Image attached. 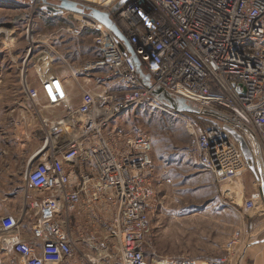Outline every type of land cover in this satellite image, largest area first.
I'll return each instance as SVG.
<instances>
[{
	"label": "built area",
	"instance_id": "1",
	"mask_svg": "<svg viewBox=\"0 0 264 264\" xmlns=\"http://www.w3.org/2000/svg\"><path fill=\"white\" fill-rule=\"evenodd\" d=\"M61 1L30 0L35 10L50 19L69 13L56 15L52 10H58ZM67 1L85 10V14H72L77 25L68 32L77 38L93 32V47L99 56L78 74L88 82L99 77L106 90L124 88L123 99L109 115L99 110L98 97L90 86L82 88L75 106L59 77L44 79L39 88L27 76L22 79L29 102L37 106L44 101L50 109L60 110L61 115L41 118L44 138L36 154L39 159L35 161L34 156L27 164V186L51 192L32 201L31 207L38 215L32 229L33 241L15 234L20 224L17 218H0L4 245L14 261L75 264L91 259L71 229V214L82 204V194L90 191L94 200H107L109 238L117 246L121 264H155L147 259L144 245L155 196L152 141L147 135L132 136L111 128V123L137 106L171 113L153 95L157 88L243 128L196 115L207 124L190 122L194 143L187 158L210 173L219 185L236 183L250 174L254 190L245 200L244 210L254 211L263 205L256 149L246 131L256 139L264 166V0H128L111 18L132 47L142 71L150 77L152 89L144 86L131 55L122 50L118 38L89 15L92 10L111 13L121 0ZM31 25L26 30L30 41ZM225 126L245 139L257 175L251 171L240 143ZM67 164L87 166L90 172L74 176ZM26 198L32 200L28 193ZM242 244L243 232L237 229L225 243L217 264H239ZM108 257L110 254H97V259ZM180 264L199 263L183 259Z\"/></svg>",
	"mask_w": 264,
	"mask_h": 264
},
{
	"label": "rangeland",
	"instance_id": "2",
	"mask_svg": "<svg viewBox=\"0 0 264 264\" xmlns=\"http://www.w3.org/2000/svg\"><path fill=\"white\" fill-rule=\"evenodd\" d=\"M72 14L50 19L35 10L30 0H0V218L22 209L29 154L37 144L43 145L41 118L61 113L44 101L37 106L29 102L22 89L24 77L38 87L44 79L65 72L78 87L85 83L93 88L99 110L109 115L123 99L124 88L106 90L99 77L85 82L81 74H74L75 48L90 51L92 47L94 57L99 56L93 32L80 38L68 32L77 25ZM29 24L31 41L26 34ZM79 98H73L75 106ZM193 120L188 114L137 106L111 123V128L132 136L147 135L152 141L155 196L144 244L147 259L155 264H180L183 259L217 264L228 238L240 229L239 264L243 259V264H264V204L250 212L243 206L254 190V178L247 174L236 183L219 185L191 162L187 152L194 143ZM5 241V237L0 241V264H8ZM81 247L91 259L76 261L79 264H121L112 238L105 244ZM98 253L110 257L97 259Z\"/></svg>",
	"mask_w": 264,
	"mask_h": 264
},
{
	"label": "crops",
	"instance_id": "3",
	"mask_svg": "<svg viewBox=\"0 0 264 264\" xmlns=\"http://www.w3.org/2000/svg\"><path fill=\"white\" fill-rule=\"evenodd\" d=\"M91 48L89 49L90 51L81 50V49L79 50V48L74 49L75 53H77L76 60L73 61L74 63L72 64L74 74L75 72L77 73L80 72L84 66L88 65L91 61L95 60V57L93 55V50ZM67 75L68 74H65L64 72L59 74L58 76L56 75V77H59L61 80L65 82L68 90L71 93L72 100L76 96L77 97L80 96L81 98L82 88L89 86H87V84L85 85V83L84 84L80 83L78 87L77 83L75 82L76 80L67 78ZM81 78L86 82L87 80L86 78L84 77ZM33 86H34V82H33ZM39 87L40 84L38 88ZM60 115L61 113L54 116L51 119L59 117ZM44 117L46 118L48 116H44ZM41 148L42 146L40 144H37V146L34 147L30 152L29 160L34 156H36V154ZM38 159L39 156H36L34 160L37 161ZM67 169L69 171H73L74 176L78 175V171H79V175L90 172V168L87 166L85 167L80 166L79 168H77V167H72V164H67ZM26 193H28L31 196L32 200H27ZM49 195H51V192H40L28 186L25 188L23 194L22 209L19 211V213L12 212L13 214H10L11 216L17 218L20 222L18 230L16 231L15 234H17L19 237H21L24 240L33 241L32 229L34 224L38 222V215L31 207L32 201L38 200L41 197H46ZM62 218L64 219L65 216L62 215ZM71 218L73 220V224L71 227L73 234L75 238H77L83 246H92L103 243L105 244L109 241L108 228L110 224V213L108 211V205L106 199L100 198L98 200H94L93 192L85 191L82 194V204L80 205V207L76 212L71 214ZM4 237L5 236L3 234H0V241H2ZM5 254L8 257V264H18L16 263V261H14V258L9 252ZM243 263H244V259L243 261H241L240 264Z\"/></svg>",
	"mask_w": 264,
	"mask_h": 264
},
{
	"label": "water",
	"instance_id": "4",
	"mask_svg": "<svg viewBox=\"0 0 264 264\" xmlns=\"http://www.w3.org/2000/svg\"><path fill=\"white\" fill-rule=\"evenodd\" d=\"M35 1V0H31ZM39 2L46 3L47 0H38ZM128 0H121L116 7L112 10L111 13H102L96 10H92L90 12V16L93 17L95 20L99 21L102 23L106 28H108L119 40L120 46L123 51H127L131 55V61L133 62L137 74L140 76L142 83L144 84L145 87L148 89H152L153 85L151 84L150 77L148 75H145L144 72L142 71L141 64L137 60V58L134 55V52L132 50V47L129 45V43L126 41L125 37L121 33V31L118 29L117 25L114 23L112 20V15L117 12ZM56 15H62L64 12H69V13H76V14H85V10L83 8H80L76 3H73L71 1L67 0H62L59 6L58 10L52 9ZM153 95L157 97L163 104L170 109L171 111H174L176 113H183V114H191V115H198L201 117H214L216 119H219L225 123L232 124L236 126L239 129H243L240 125L232 122L228 118L221 116L219 114L213 113L208 110H197L195 109L187 100L181 98V97H174L171 94L165 92L161 88H157L153 91ZM227 132L231 133L235 139L240 143L241 150L247 160V162L251 163V171L257 175L256 169H255V160L253 157V154L251 150L248 147V144L246 143L245 139L237 134L234 130L229 128L228 126H225L224 128ZM246 131V130H245ZM249 136L251 137L252 141L254 142L255 149H256V157H257V162L259 165V173L260 177L263 183L262 186V191H263V196H264V166L263 162L261 159V151L259 148V145L254 138V136L246 131Z\"/></svg>",
	"mask_w": 264,
	"mask_h": 264
},
{
	"label": "trees",
	"instance_id": "5",
	"mask_svg": "<svg viewBox=\"0 0 264 264\" xmlns=\"http://www.w3.org/2000/svg\"><path fill=\"white\" fill-rule=\"evenodd\" d=\"M188 115L193 116L195 118V120H197L202 125H206L207 124V121L206 120H204L202 118H199L196 115H191V114H188Z\"/></svg>",
	"mask_w": 264,
	"mask_h": 264
},
{
	"label": "bare ground",
	"instance_id": "6",
	"mask_svg": "<svg viewBox=\"0 0 264 264\" xmlns=\"http://www.w3.org/2000/svg\"><path fill=\"white\" fill-rule=\"evenodd\" d=\"M159 264H172V263H169V262H161Z\"/></svg>",
	"mask_w": 264,
	"mask_h": 264
}]
</instances>
